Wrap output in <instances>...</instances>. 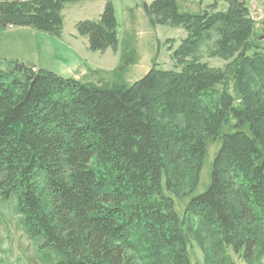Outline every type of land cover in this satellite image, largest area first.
Masks as SVG:
<instances>
[{
	"label": "trees",
	"instance_id": "obj_1",
	"mask_svg": "<svg viewBox=\"0 0 264 264\" xmlns=\"http://www.w3.org/2000/svg\"><path fill=\"white\" fill-rule=\"evenodd\" d=\"M64 1L0 0V28L59 35ZM225 1L192 13L152 0V16L186 31L171 52L182 66L153 65L132 83L0 59V197H15L52 264H191L187 232L200 227L211 264L264 257V48L245 1ZM116 26L105 0L76 29L99 50ZM204 44L222 68L196 57Z\"/></svg>",
	"mask_w": 264,
	"mask_h": 264
},
{
	"label": "rangeland",
	"instance_id": "obj_2",
	"mask_svg": "<svg viewBox=\"0 0 264 264\" xmlns=\"http://www.w3.org/2000/svg\"><path fill=\"white\" fill-rule=\"evenodd\" d=\"M152 0H112L117 21L116 43L99 50H91L86 35L77 32L76 24L83 20L98 21L105 0H68L61 5L62 29L59 35H50L31 26H8L0 28V59L18 58L34 63L37 67L50 69L63 77L86 80L89 76L103 75L106 80L132 83L156 65L159 69H180L181 64L171 56L186 31L182 26L162 22L151 15L149 4ZM248 14L253 19L251 40L264 48V0H244ZM214 0H178V9L187 12H200ZM216 10H226L225 0H215ZM196 57L211 67H223V61L210 57L207 45L199 48ZM210 156L214 145L210 148ZM206 176L203 166L199 179L202 189ZM191 176H183L181 196L176 200L178 208L184 209L188 199L183 196L188 190ZM194 228V227H192ZM199 228L198 234L187 232L191 238L188 246L191 264L213 263L212 247L207 243L208 232ZM193 230V229H192ZM55 254L43 246L41 237L30 238L23 226L17 210L15 197H0V264H52ZM237 264H246L240 257H234ZM207 264V263H206ZM257 264H264L260 254Z\"/></svg>",
	"mask_w": 264,
	"mask_h": 264
}]
</instances>
